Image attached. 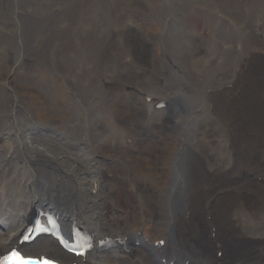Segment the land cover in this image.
I'll use <instances>...</instances> for the list:
<instances>
[{
	"label": "bare ground",
	"instance_id": "obj_1",
	"mask_svg": "<svg viewBox=\"0 0 264 264\" xmlns=\"http://www.w3.org/2000/svg\"><path fill=\"white\" fill-rule=\"evenodd\" d=\"M26 1L0 0V38L11 34L17 51L8 73L0 74V89L12 94L21 65L30 61L26 54L31 57L24 42L30 51L41 49L34 28L53 10ZM182 1L153 23L163 85L115 108L120 124L90 115L96 86L86 81L79 86L91 91L82 96L85 116L46 114L65 136H46L48 129L35 135L32 129L46 123L26 119L18 106L0 112V263L24 253L37 264L52 258L64 264H264V0H234L228 19L215 7ZM57 7L63 16L72 8L66 0ZM111 38L102 34L103 51ZM96 41L83 44L95 53ZM64 60L61 67L72 77L75 68ZM23 93L18 99L46 110L42 99L35 104ZM159 104L165 107L154 111ZM148 131L163 135L149 140L156 156L132 154ZM43 210L58 215L74 240L76 229L85 231V254L68 252L45 234L23 241L31 218Z\"/></svg>",
	"mask_w": 264,
	"mask_h": 264
},
{
	"label": "rangeland",
	"instance_id": "obj_2",
	"mask_svg": "<svg viewBox=\"0 0 264 264\" xmlns=\"http://www.w3.org/2000/svg\"><path fill=\"white\" fill-rule=\"evenodd\" d=\"M66 1L71 4L72 8L64 16L63 11L57 7L60 0L26 1V5L34 3L38 7L53 8V10L46 21L39 22L42 25L34 28L42 41L41 49L39 51L31 49L30 51V41L24 42L31 57L27 53L26 59L30 61L21 65L19 69L21 71L17 78L19 84H13L15 94L9 90L0 89V112L6 114L14 106L20 107V111L24 112L23 115L26 119H39L46 123L32 129V131L37 129L40 132L48 129L49 132L45 134L46 136H65L63 132L51 127L53 125H50L52 123L46 118V114L54 113L60 116L64 114L67 117H76V119L79 115L85 116L82 114V109L85 106L82 96L86 98L85 95L89 94L87 92H91L80 89L79 86L85 81L96 86L91 94L93 96L90 98L93 101L89 109L90 115L97 114V118L101 120L103 119L100 114L106 115L109 126L112 124L110 122L115 125L116 123L120 124L119 121L115 122L112 116L113 113H117L115 108H126L133 105L130 99L133 94L141 97L142 92L149 93V89L162 86L163 79L162 76L160 77V73H163L165 68L161 67L158 59L161 49L156 33L153 38V29H155L153 23L155 19L159 20L165 14L166 9L169 11L176 9L179 6L177 1L183 2L182 0H172L174 2L169 3L167 0H160L159 5L155 6L153 0ZM186 1L196 4L201 9L202 7H215L227 19L225 12L232 10L233 4L235 5L234 0ZM256 6L261 11L262 8ZM201 9H194V12H199ZM258 9L256 8V10ZM253 10L255 7L250 8L248 12L253 13ZM154 11H158V14L156 15ZM7 19L9 21L7 23H12L8 14ZM49 29L54 32L47 33ZM8 30L12 32L11 28ZM88 31L91 36L87 35ZM105 33L112 35V38L109 39L107 45H104L105 51H103L101 39L102 34ZM12 34L15 35L17 41V34L13 32ZM4 36L5 41L0 38V74L2 76H5L10 70L13 54H17V51L10 46L15 42L12 35L4 31ZM43 37L45 38L43 39ZM94 38L98 40L95 53L83 44V40L94 41ZM179 41L183 45L181 37ZM216 42L222 45L223 41L217 39ZM66 57L71 60L75 68V70L72 68L70 79L66 76V69L61 67V63L62 65L65 63ZM155 57L158 59L157 61L154 60ZM2 91H5L7 96L2 97ZM22 91H24L23 96L25 97L26 93L32 103L38 104L36 101L40 99L46 102V110L38 109L35 105L29 106V102L23 98L18 99L22 95ZM248 93L249 98L253 97L254 93H251L250 90ZM121 116L126 124L128 117ZM162 139L163 135L148 131L143 140L146 142L133 147L130 152L137 156L148 157L151 155L155 157L157 153L149 149V140L161 141ZM11 140L13 143L15 142V140ZM141 162L143 163V160ZM144 168L147 170L149 166L144 165ZM241 174L246 176L247 171L244 170ZM150 214L151 212L149 213L151 217Z\"/></svg>",
	"mask_w": 264,
	"mask_h": 264
},
{
	"label": "snow or ice",
	"instance_id": "obj_3",
	"mask_svg": "<svg viewBox=\"0 0 264 264\" xmlns=\"http://www.w3.org/2000/svg\"><path fill=\"white\" fill-rule=\"evenodd\" d=\"M12 256L15 258V260L10 258L11 264H32V262H25L23 258L19 257L17 253H13Z\"/></svg>",
	"mask_w": 264,
	"mask_h": 264
}]
</instances>
